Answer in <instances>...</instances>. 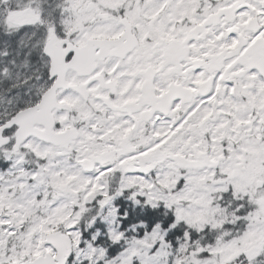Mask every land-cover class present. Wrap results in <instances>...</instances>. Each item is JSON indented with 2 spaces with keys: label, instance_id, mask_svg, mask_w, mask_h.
I'll return each instance as SVG.
<instances>
[{
  "label": "snow or ice",
  "instance_id": "1",
  "mask_svg": "<svg viewBox=\"0 0 264 264\" xmlns=\"http://www.w3.org/2000/svg\"><path fill=\"white\" fill-rule=\"evenodd\" d=\"M0 264H264V0H0Z\"/></svg>",
  "mask_w": 264,
  "mask_h": 264
}]
</instances>
